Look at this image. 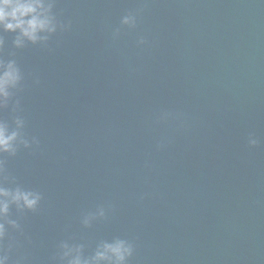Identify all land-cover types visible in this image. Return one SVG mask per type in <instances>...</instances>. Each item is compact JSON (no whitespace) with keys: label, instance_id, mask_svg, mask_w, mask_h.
Returning a JSON list of instances; mask_svg holds the SVG:
<instances>
[{"label":"water","instance_id":"1","mask_svg":"<svg viewBox=\"0 0 264 264\" xmlns=\"http://www.w3.org/2000/svg\"><path fill=\"white\" fill-rule=\"evenodd\" d=\"M53 13L71 27L46 42L0 31L23 77L0 120L22 119L29 143L0 154V187L41 197L10 204L9 264H67L62 243L89 257L115 239L127 264H264V0H54Z\"/></svg>","mask_w":264,"mask_h":264},{"label":"clouds","instance_id":"2","mask_svg":"<svg viewBox=\"0 0 264 264\" xmlns=\"http://www.w3.org/2000/svg\"><path fill=\"white\" fill-rule=\"evenodd\" d=\"M54 0H0V31L16 33L14 45L17 48L24 46L25 41L36 44L46 42L58 28L61 31L69 30L70 23L64 24L57 19L53 13ZM124 25H134L132 16H124L121 20ZM118 34V30H117ZM140 44L144 43L140 39ZM4 41L0 39V48ZM22 72L15 60L5 61L0 59V110L8 108L14 92L20 87ZM19 101L13 106V111L18 107ZM16 128L9 130V125L0 120V154H15L17 146L23 144L29 147V143L23 138L21 129L24 121L20 118L15 120ZM33 143H37L35 138ZM252 146L257 144L256 140L250 141ZM3 170V162L0 161V171ZM40 195L36 192L22 191L16 188L14 191L0 187V264H9L10 253L14 243L10 240L7 247L5 239L9 236L6 224L15 230H20V225L15 220H8L10 204H15L18 210H35L40 202ZM100 210L99 215H103ZM84 224H89V218L84 219ZM60 260L67 261V264H127L128 259L133 255L132 245L122 239H115L111 243L101 242L93 255L83 256L82 245H60ZM19 264V262H17Z\"/></svg>","mask_w":264,"mask_h":264}]
</instances>
